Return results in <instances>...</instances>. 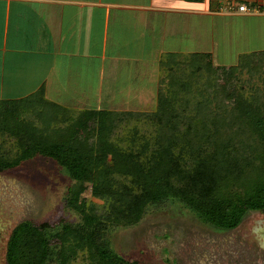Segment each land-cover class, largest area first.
Instances as JSON below:
<instances>
[{
  "label": "trees",
  "instance_id": "1",
  "mask_svg": "<svg viewBox=\"0 0 264 264\" xmlns=\"http://www.w3.org/2000/svg\"><path fill=\"white\" fill-rule=\"evenodd\" d=\"M176 58L160 59L165 76L150 111L61 106L44 88L0 100V172L53 159L73 181L65 206L79 215L17 224L7 264H72L80 255L87 264H140L109 233L168 200L218 229L264 209V50L241 53L236 64H218L210 52Z\"/></svg>",
  "mask_w": 264,
  "mask_h": 264
},
{
  "label": "rangeland",
  "instance_id": "2",
  "mask_svg": "<svg viewBox=\"0 0 264 264\" xmlns=\"http://www.w3.org/2000/svg\"><path fill=\"white\" fill-rule=\"evenodd\" d=\"M239 3L234 0L233 6L225 7L224 15L219 16L180 13L173 18L177 24L166 38L153 33L139 51L134 42L123 41L121 52L145 56L144 63L121 66L118 78H112L114 74L106 69L102 74H83L77 81L67 68V77L60 80L62 88L50 89V96L61 106L69 104L78 109L154 110L159 80L165 76L160 65L162 56L176 58L174 54L180 53L176 58L180 59L192 50L210 52L218 64H236L241 53L264 50V13L227 14L232 7L239 11ZM243 77L248 78V74ZM26 85L22 81L14 92L22 96L31 93ZM83 92V97L87 96L85 104ZM127 126L132 124H122L119 131ZM72 183L60 165L43 156L0 172V264H7V241L17 224L31 220L55 225L62 218L78 221L79 215L65 206L66 191ZM83 196L99 201L90 191ZM259 229L263 233L264 212H250L234 229H218L204 223L182 202L168 200L148 206L137 224L115 227L109 238L120 254L140 264H264V236ZM72 264L87 263L80 255Z\"/></svg>",
  "mask_w": 264,
  "mask_h": 264
},
{
  "label": "crops",
  "instance_id": "3",
  "mask_svg": "<svg viewBox=\"0 0 264 264\" xmlns=\"http://www.w3.org/2000/svg\"><path fill=\"white\" fill-rule=\"evenodd\" d=\"M239 1L250 11L232 7L227 14L264 13V0ZM232 4L234 0H0V98H21L14 90L23 81L29 92L44 88L46 98L56 102L49 90L62 88L67 68L77 81L106 69L118 78L121 66L144 63L145 56L121 52L123 41L134 42L139 51L153 33L166 38L177 24L176 15L219 16ZM84 93L82 104L87 102Z\"/></svg>",
  "mask_w": 264,
  "mask_h": 264
},
{
  "label": "built area",
  "instance_id": "4",
  "mask_svg": "<svg viewBox=\"0 0 264 264\" xmlns=\"http://www.w3.org/2000/svg\"><path fill=\"white\" fill-rule=\"evenodd\" d=\"M238 10L241 12H249L250 8L247 6V4L243 3L238 6Z\"/></svg>",
  "mask_w": 264,
  "mask_h": 264
},
{
  "label": "flooded vegetation",
  "instance_id": "5",
  "mask_svg": "<svg viewBox=\"0 0 264 264\" xmlns=\"http://www.w3.org/2000/svg\"><path fill=\"white\" fill-rule=\"evenodd\" d=\"M255 212V211H254ZM257 212H264V209L263 210H261V211H257ZM244 220V219H243ZM242 223V222H241ZM13 230V229H12ZM261 230L262 229H259V232H260V234L262 235V236H264V229H263V233H261ZM12 232V231H11ZM11 234V233H10ZM10 237V236H9ZM9 239V238H8ZM7 243H8V241H7ZM7 247V246H6Z\"/></svg>",
  "mask_w": 264,
  "mask_h": 264
}]
</instances>
